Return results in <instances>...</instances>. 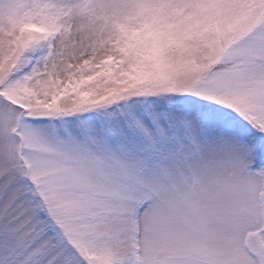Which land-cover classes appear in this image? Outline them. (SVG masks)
Wrapping results in <instances>:
<instances>
[{
  "label": "snow or ice",
  "instance_id": "snow-or-ice-1",
  "mask_svg": "<svg viewBox=\"0 0 264 264\" xmlns=\"http://www.w3.org/2000/svg\"><path fill=\"white\" fill-rule=\"evenodd\" d=\"M0 264H264V0H0Z\"/></svg>",
  "mask_w": 264,
  "mask_h": 264
}]
</instances>
